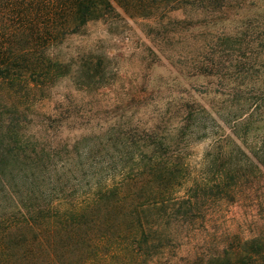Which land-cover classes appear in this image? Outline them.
Here are the masks:
<instances>
[{"label": "trees", "instance_id": "obj_1", "mask_svg": "<svg viewBox=\"0 0 264 264\" xmlns=\"http://www.w3.org/2000/svg\"><path fill=\"white\" fill-rule=\"evenodd\" d=\"M258 3L0 0V264H264V79L251 74L255 30L238 22ZM118 8L159 20L150 32L164 45L190 32L188 21L237 20L212 57L178 73L232 79L227 100H197L178 80L167 87L176 99L136 124L82 127L76 107L50 109L55 85L73 74L55 51ZM104 62L78 66L81 90L91 92Z\"/></svg>", "mask_w": 264, "mask_h": 264}, {"label": "rangeland", "instance_id": "obj_2", "mask_svg": "<svg viewBox=\"0 0 264 264\" xmlns=\"http://www.w3.org/2000/svg\"><path fill=\"white\" fill-rule=\"evenodd\" d=\"M259 5V12L257 7L246 10V18L238 22L248 23L255 30L247 35V43H251L248 53L259 58L251 74L261 81L264 79V7L261 3ZM189 11L174 13L172 17L186 19L193 14ZM118 12L120 16L115 19L88 24L81 34L69 37L55 51L57 58L73 66V74L55 85L51 101L48 102L50 109L59 105L76 107L74 115L84 117L82 127L90 125L91 120L98 128L108 126L119 121L118 118H132L133 124H136L138 120H149L156 109H164L172 99H176L174 95H167V87H177L175 81L178 80L185 91L193 94L197 100L218 106L227 100L225 94L228 86L234 82L232 79L221 80L214 76L188 78L185 72L182 73L185 78H181L178 73L194 66L195 62L202 63L212 57L214 49L211 47L215 45L212 41L220 44L219 33L225 28H236L233 21L237 20L231 17L223 22L215 21L216 24H211L210 19L188 21L190 32L180 39L168 40L171 45H164L160 43L161 38L157 33L150 32L159 20L131 19L120 8ZM159 48L160 52L156 51ZM86 57L94 61L105 60V67L100 69L102 72L91 86V92L81 90V83L77 81V68L85 62ZM171 60L177 64L176 69L171 67ZM122 104L126 106L122 107ZM262 114L263 111L259 110L256 117L262 120ZM90 116L96 118L89 119ZM261 124L257 123L255 127ZM258 133L253 134L257 136ZM209 145L210 141H204L195 146L198 159Z\"/></svg>", "mask_w": 264, "mask_h": 264}]
</instances>
